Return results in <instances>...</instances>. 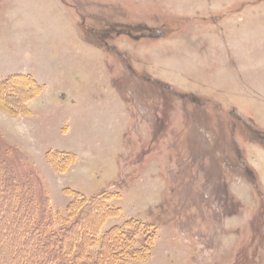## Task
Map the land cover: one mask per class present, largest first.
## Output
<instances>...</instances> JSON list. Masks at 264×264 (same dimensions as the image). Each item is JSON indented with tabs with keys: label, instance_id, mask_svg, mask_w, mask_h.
<instances>
[{
	"label": "rangeland",
	"instance_id": "1",
	"mask_svg": "<svg viewBox=\"0 0 264 264\" xmlns=\"http://www.w3.org/2000/svg\"><path fill=\"white\" fill-rule=\"evenodd\" d=\"M16 74L39 92L0 108L1 250L75 190L110 193L101 236L155 237L126 264H264V0H0V81Z\"/></svg>",
	"mask_w": 264,
	"mask_h": 264
},
{
	"label": "trees",
	"instance_id": "2",
	"mask_svg": "<svg viewBox=\"0 0 264 264\" xmlns=\"http://www.w3.org/2000/svg\"><path fill=\"white\" fill-rule=\"evenodd\" d=\"M16 83H20L21 86ZM37 86L33 78L28 75L16 74L7 81H0V108L10 114H26L28 112L26 108L19 106L12 108L13 103H10L7 91L18 87L23 89V96L28 98L29 95L33 97L39 92ZM60 154L62 152H54V155ZM71 155L73 156L66 153V157ZM50 160L57 166L63 163L61 158L58 160L59 163L52 158ZM73 161L74 156L70 162ZM14 187L15 185L11 186L13 191H7L17 197L18 203L15 206L18 207L15 210L20 207L22 215L26 212V208L19 205L34 202L29 200L26 203H19L24 199L21 198V192L15 191ZM70 195L73 200L68 206L67 216L57 211L47 218L45 209L37 213L33 207L29 212L33 215L32 218L23 219V225L18 229L16 236L18 240L15 245H10L5 250H1L0 247V257H3L1 262L3 264H126L127 259L145 258L146 252L149 251L148 247L152 246L155 239L154 236H150L152 235L150 232L145 233L144 245L140 248H134L136 236L131 238L129 230H125L120 225L112 227L102 236L99 233L107 218L116 216L115 213L119 212L118 208L109 204L110 193L103 192L87 198L80 192L71 190ZM93 206L98 207V214L92 212L95 214L94 217L85 218ZM127 226L133 229L132 223ZM95 247L93 255L92 250ZM111 247L113 251H110Z\"/></svg>",
	"mask_w": 264,
	"mask_h": 264
},
{
	"label": "crops",
	"instance_id": "3",
	"mask_svg": "<svg viewBox=\"0 0 264 264\" xmlns=\"http://www.w3.org/2000/svg\"><path fill=\"white\" fill-rule=\"evenodd\" d=\"M41 61H42V58H40L38 60V62L28 63V65H26V68H24V69L10 72L7 75L12 74V73H23V74H30V75H32L37 68H40V70H42V71H45V70L49 69V67L47 65H44L43 67L40 66ZM44 61H45V59H44Z\"/></svg>",
	"mask_w": 264,
	"mask_h": 264
}]
</instances>
